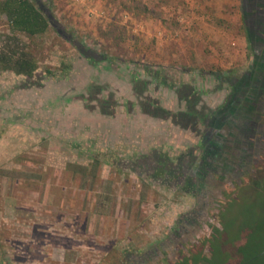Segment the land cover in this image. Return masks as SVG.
<instances>
[{"label":"rangeland","instance_id":"obj_1","mask_svg":"<svg viewBox=\"0 0 264 264\" xmlns=\"http://www.w3.org/2000/svg\"><path fill=\"white\" fill-rule=\"evenodd\" d=\"M133 1L37 0L55 31L33 39L14 34L40 68L32 78L0 72V264L147 258L165 241L180 246L170 240L173 231L199 212L198 222H184L182 239L203 246L221 231L219 263L240 261L222 252L236 245L264 247V161H253L264 148V33L249 44L243 0H135L148 8L145 16L133 13ZM112 23L125 30L134 53L120 79L109 77L116 81L83 63L78 50L107 56L104 32ZM12 34L1 13L0 48L12 45ZM63 61L74 69L62 71ZM97 85L103 107L90 109L78 97L94 102ZM233 88L242 92L239 105L225 114ZM62 95L70 97L60 107ZM233 113L237 123L223 129L220 145L210 132L201 138L193 131L198 118ZM89 117H102L103 125L93 127ZM251 119L255 137L243 132ZM227 183L235 192L220 220L223 200L211 197Z\"/></svg>","mask_w":264,"mask_h":264},{"label":"trees","instance_id":"obj_2","mask_svg":"<svg viewBox=\"0 0 264 264\" xmlns=\"http://www.w3.org/2000/svg\"><path fill=\"white\" fill-rule=\"evenodd\" d=\"M52 2L53 0H47V4L50 3L51 5L53 4ZM243 4H244V7L242 8V13L240 16V20L242 22L241 29L242 28L245 29L247 40H248V24H250L249 21L254 20L253 22L255 25L253 26L255 28H258L257 23L260 22L263 28L262 31H264V0H243ZM132 10H133V13L138 16H145V13H148V8L146 7V5L140 2L136 5L135 0L133 1ZM1 13L7 18V21L10 25V28L13 33L12 34L13 36L11 37V39H13V42H12V45H8V48L6 46L0 48V72H11L14 75H17L20 77L32 78L34 74L38 71V69L40 68V63L32 53L26 50V48L21 44L22 41L14 34L17 33L21 36H25L27 38L33 39L35 37L44 35L49 29H51L52 31H55V28L52 26L49 16L38 5L37 0H0V14ZM262 31H259V32L261 33ZM116 33L118 35H116ZM104 34L106 35L107 40H108V43L104 44L105 45L104 51L106 50L105 52L107 56L103 58H97L92 55L93 51H91V49L86 48V47L85 48L83 47L81 49L78 48V50L80 51L79 55L81 58L85 60L83 61V63L85 62L88 63L89 67L94 65V67H99L104 72H107V73L111 72L113 74H109L108 78L114 76L116 77V80H118L121 78L117 74L119 71V68L122 69L124 65L130 68L129 64L134 62V60L130 61L131 60L130 55L134 53L130 52L131 49H130V44H129V37L125 35V30L120 28L118 24L116 23L109 24L108 31L107 32L105 31ZM66 40L69 41L68 39ZM248 42L250 44V41ZM69 43L71 44L72 42L69 41ZM114 48H120V49L117 53L112 54L111 50ZM126 54L129 55L127 59H125ZM66 64H67L66 61L61 62L60 68L62 69V71L65 69V67L66 69L74 67V65H72L73 63L71 62L69 63V65H66ZM80 64L82 65V62H78V66ZM46 73L51 74V72L48 69L46 70ZM215 73H221V72L217 71ZM215 73H212V74H215ZM126 74L127 73H125V75ZM221 77L222 76L217 75L214 77L213 80H216L217 78V81H220ZM109 79L113 81L115 80L113 78H109ZM97 87L98 88H96V90L98 92H96V98L93 100L94 102H89L88 98L85 99L86 95L84 96L80 95L81 97H78L80 101L82 100V102H84V104L87 105L90 109L93 108L95 105L97 109H101L103 107V106L102 107L100 106V104L102 103H99V100H101L100 97L103 94L100 92V89H101L100 85H97ZM87 88H86L85 93L90 95L91 94L90 92H93L90 89V88H93L92 84L87 85ZM79 94H81V92ZM74 96L75 98H77L76 93L74 94ZM69 97L70 96L68 95L60 96L57 104L60 105L63 101H65ZM256 104L257 103L255 101L252 102L253 108L256 106ZM60 107L62 106L60 105ZM96 112L97 111L95 110V113ZM87 120L90 121V124L93 127H99L103 125L101 121L102 117H97L95 119L93 118L90 119L89 117V119ZM225 121L226 122L222 123V125H219L218 123L214 124V122L209 119H199L198 118L197 123H196V120L194 121L196 126L193 127V131L196 132V128H199L200 129L199 133L204 134L203 136H201V138L206 136L208 132H210L214 136L218 134L221 136H224L222 129L226 131L229 128H234L233 123H237L235 120L232 122L231 118H228ZM116 123L117 121H114L113 123L109 124L107 128L112 129V127L115 126ZM225 123H228L230 125L226 126ZM128 127H130L129 131H134L131 120H128ZM220 127H223V128L221 130H217ZM20 156L22 158V154ZM260 159L264 161V152L262 153V156ZM94 163L97 164L99 162L96 160V162ZM95 164L90 165L93 172H95V169H97L96 168L97 166ZM92 174L94 175V173ZM258 183H260V181ZM260 186H264V184L260 183L258 187ZM222 212L223 210H219L220 220H221ZM221 227L225 233L226 226L222 225V222H221ZM246 227L249 230V233L248 234L246 233L247 235L245 236L249 238L253 234V228L251 225H246ZM238 230L240 232V229ZM218 233L221 234L222 232L219 231ZM218 235L216 237L212 235L210 238L207 239L209 247L206 248L203 246V248H200V249H203V254L201 253V255L192 254L191 256H189L185 251H181L180 252L181 259L178 262L175 263L174 262L175 260L170 256V258L165 257V259L161 260L160 262H157L156 264H199L198 262L199 260H203L205 262L204 264H224V263H219L218 261L219 260L218 255H220L218 249L216 248L217 242H218ZM205 252H209L211 257L210 258L205 257ZM222 252L229 258H232L235 255L240 256L241 259L236 264H258L259 262H261V260L264 259V247L258 249L257 244H253L252 249L249 251L243 248H240V246L236 245V248H233V249L230 248L227 252H224V251ZM130 259L135 264H144V263H140L141 261L135 257H131ZM120 261L118 259V262L120 264H127L126 261L124 263L121 257H120Z\"/></svg>","mask_w":264,"mask_h":264},{"label":"flooded vegetation","instance_id":"obj_3","mask_svg":"<svg viewBox=\"0 0 264 264\" xmlns=\"http://www.w3.org/2000/svg\"><path fill=\"white\" fill-rule=\"evenodd\" d=\"M253 21L254 20L249 21L250 24H248V41H250V43H252V44H255L257 42V40L259 39L260 35L264 33V31H262L263 28H262V25L260 24V22L257 23L258 28H255L253 26V25H255ZM259 31H262V32L260 33ZM243 80L244 79H242V81ZM238 90H240V89H238ZM238 90L233 88V91H232L230 99L223 105L222 108L225 111V114H229V111L233 112V109L230 107V105H232L233 103L239 105L240 95H242V94L239 95V93H242V92L238 91ZM226 111H228V113ZM233 116H234V113L229 115L230 118H232ZM225 120H227V119H223V117L222 118L218 117V118L213 119L212 121L214 122V124H216V123L219 124L220 122H222V123L226 122ZM237 120H236V122H237ZM249 122H250L251 125L254 124V120L253 119L249 120ZM222 123H220L219 125H222ZM245 124H246V122L243 124L244 125L243 126V132L245 133V135L246 136H252L254 134V137H255L256 134H257V131H258L256 129V127L253 128V125L249 127L250 124L249 125L247 124V126ZM222 128L223 127H220L217 130H221ZM255 130H256V134L254 132ZM222 131H223V129H222ZM207 135H209V133L206 134V137H207ZM218 135L213 136L215 139L217 138L214 143L217 144V145H220L222 142L219 141V139H218L219 136ZM208 137H210V135ZM251 142H253V141H251ZM262 147H263V145H261L260 148L258 149L259 153H258V155L253 157V161L258 160V158L259 159L261 158L262 153L264 152V148H262ZM219 153H223V154L227 153V150H224L222 152L220 150ZM206 162H208V159H207ZM219 186H220L219 187L220 189H223V192H218V193L214 192L212 194L211 198L213 200L217 201L218 198L221 196V200H223V202H222V204H221L222 206L220 207L219 210H223L225 208V204L229 200L230 196L235 191L233 189V186H230L228 183L224 184L222 186L221 185H219ZM220 189H217V190L220 191ZM199 215H200V212L198 213V215L197 214H193L190 217H185V220L184 221H180L181 224L173 231V233H172L173 237H171L170 240H172V241H174L176 243L180 242V246L175 244V247L170 249V248L167 247V243L165 241V243H164L165 246L162 245L160 248L156 249L155 251H152V253H150L149 256H148V254H146L147 258L136 256V255H135L136 256L135 258L139 259L141 261L140 263L156 264L157 262H160L161 260L165 259V257H169L170 258V256H171L175 260L174 262L176 263V262H178L181 259L180 258L181 257V255H180L181 251H185L189 256H191L192 254H195V255H197V254L201 255V253L203 254V249H200V248H203V246L208 248L209 247L208 246V241H206V244L202 246L201 244L192 243L191 241H188L186 239V236H185V239H182L183 236H181L183 234V229H184L183 227H186L185 225L188 222H193V221L198 222V218L201 217V215L200 216ZM185 221L187 222L186 224H184ZM208 234H209V232H208ZM205 257L208 258V256H206V254H205ZM126 261L129 262L128 264H135L134 262H132L130 260H126ZM198 262H199V264H204V263H202L201 260H199Z\"/></svg>","mask_w":264,"mask_h":264}]
</instances>
